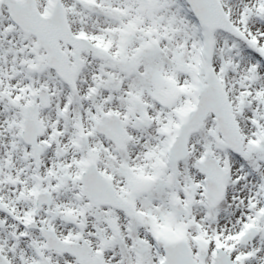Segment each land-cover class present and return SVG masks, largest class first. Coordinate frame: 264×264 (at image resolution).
Wrapping results in <instances>:
<instances>
[{
    "label": "snow or ice",
    "instance_id": "1",
    "mask_svg": "<svg viewBox=\"0 0 264 264\" xmlns=\"http://www.w3.org/2000/svg\"><path fill=\"white\" fill-rule=\"evenodd\" d=\"M0 264H264V0H0Z\"/></svg>",
    "mask_w": 264,
    "mask_h": 264
}]
</instances>
